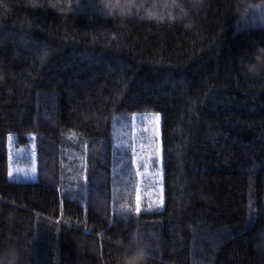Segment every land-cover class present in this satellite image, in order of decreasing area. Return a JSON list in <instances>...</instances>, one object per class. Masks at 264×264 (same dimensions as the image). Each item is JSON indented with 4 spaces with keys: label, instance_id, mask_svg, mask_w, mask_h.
<instances>
[{
    "label": "trees",
    "instance_id": "16d2710c",
    "mask_svg": "<svg viewBox=\"0 0 264 264\" xmlns=\"http://www.w3.org/2000/svg\"><path fill=\"white\" fill-rule=\"evenodd\" d=\"M240 2L0 0V254L116 264L135 237L146 264H264V69L242 67L264 17ZM157 112L164 205L136 214L111 133ZM29 143L36 177L9 180Z\"/></svg>",
    "mask_w": 264,
    "mask_h": 264
},
{
    "label": "snow or ice",
    "instance_id": "6c2138e0",
    "mask_svg": "<svg viewBox=\"0 0 264 264\" xmlns=\"http://www.w3.org/2000/svg\"><path fill=\"white\" fill-rule=\"evenodd\" d=\"M264 17V13L261 14ZM115 119V118H114ZM135 117L133 122L135 124ZM134 132L139 130L134 126ZM148 135H143L140 138L139 151H137V138L133 137L130 144H126L125 141L120 140L119 145L124 147H131L132 149V165L136 169L135 173V208L136 214L141 212L142 203V191L146 192L149 197V209L159 210L164 205V172L162 165V147H161V115L159 112L155 113L149 118L148 127L144 129ZM12 137H9L11 141ZM87 148V145H85ZM35 156V153H33ZM155 166V169H153ZM84 167H87L85 164ZM35 171V168H33ZM9 175H12L11 168L9 169ZM123 207L127 208V205ZM132 210V209H129Z\"/></svg>",
    "mask_w": 264,
    "mask_h": 264
},
{
    "label": "rangeland",
    "instance_id": "374dc122",
    "mask_svg": "<svg viewBox=\"0 0 264 264\" xmlns=\"http://www.w3.org/2000/svg\"><path fill=\"white\" fill-rule=\"evenodd\" d=\"M258 15L260 13L256 12ZM264 13V12H262ZM261 13V14H262ZM155 113H136L132 114L129 118H124L121 120L119 123H116L113 126L112 133H111V142H110V150L111 154L114 157L119 156L121 160L130 161V164L132 166V171H133V176L135 177L136 169L132 165V149L131 147H124L119 145L120 140L125 141L126 144H130L133 140V137L137 138V151H139V143H140V138L143 135H148V133L144 132V129L148 127L149 123V118L154 115ZM133 117H135V124L133 122ZM136 127L139 131L134 132L133 127ZM13 140L11 139V142ZM34 149L32 146V143H29V145L25 147H13L10 145L9 148V156H10V163H9V169L11 168L12 170V175H9V170H8V178L9 180H18V181H29L33 180L36 177V162H35V156H33ZM76 159H72L71 164H70V170L75 167L76 163H73L75 160L81 159V157H75ZM73 163V165H72ZM81 167L79 169H83L84 165L83 161H80ZM162 166V165H161ZM33 168H35V171H33ZM155 169V166H153V169ZM135 179L134 178V183L132 185V190L133 196H134V203H135ZM150 197L146 192L142 191V203H141V210H147V211H156V209H149L148 204H149ZM161 209V208H160Z\"/></svg>",
    "mask_w": 264,
    "mask_h": 264
},
{
    "label": "clouds",
    "instance_id": "9594fccd",
    "mask_svg": "<svg viewBox=\"0 0 264 264\" xmlns=\"http://www.w3.org/2000/svg\"><path fill=\"white\" fill-rule=\"evenodd\" d=\"M240 12L243 16L264 12V3L256 4L251 0H241ZM242 67L248 75H257L264 69V47H258L252 54V63L242 62ZM148 250L145 245L133 237L125 245L123 252L116 258V264H146ZM0 264H20L19 250L10 248L6 253L0 254Z\"/></svg>",
    "mask_w": 264,
    "mask_h": 264
}]
</instances>
